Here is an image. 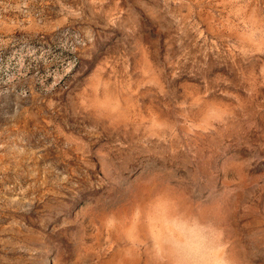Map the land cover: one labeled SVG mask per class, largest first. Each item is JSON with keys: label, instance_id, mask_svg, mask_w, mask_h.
Returning <instances> with one entry per match:
<instances>
[{"label": "rangeland", "instance_id": "1", "mask_svg": "<svg viewBox=\"0 0 264 264\" xmlns=\"http://www.w3.org/2000/svg\"><path fill=\"white\" fill-rule=\"evenodd\" d=\"M0 264H264V0H0Z\"/></svg>", "mask_w": 264, "mask_h": 264}]
</instances>
